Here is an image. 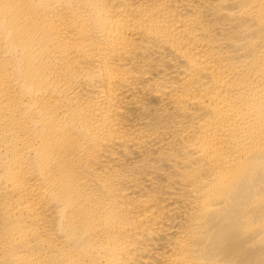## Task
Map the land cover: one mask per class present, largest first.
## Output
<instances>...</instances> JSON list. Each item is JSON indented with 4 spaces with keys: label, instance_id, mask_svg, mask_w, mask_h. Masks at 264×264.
<instances>
[{
    "label": "bare ground",
    "instance_id": "bare-ground-1",
    "mask_svg": "<svg viewBox=\"0 0 264 264\" xmlns=\"http://www.w3.org/2000/svg\"><path fill=\"white\" fill-rule=\"evenodd\" d=\"M0 264H264V0H0Z\"/></svg>",
    "mask_w": 264,
    "mask_h": 264
}]
</instances>
